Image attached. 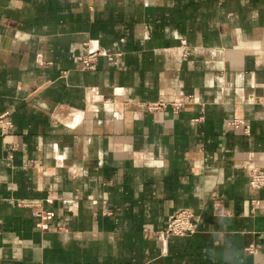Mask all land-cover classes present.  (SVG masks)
Here are the masks:
<instances>
[{
	"label": "crops",
	"instance_id": "crops-1",
	"mask_svg": "<svg viewBox=\"0 0 264 264\" xmlns=\"http://www.w3.org/2000/svg\"><path fill=\"white\" fill-rule=\"evenodd\" d=\"M263 96L264 0H0V264H264Z\"/></svg>",
	"mask_w": 264,
	"mask_h": 264
},
{
	"label": "built area",
	"instance_id": "built-area-1",
	"mask_svg": "<svg viewBox=\"0 0 264 264\" xmlns=\"http://www.w3.org/2000/svg\"><path fill=\"white\" fill-rule=\"evenodd\" d=\"M89 48V46L86 44ZM101 52L96 49L88 50L87 53L79 56V60L83 63L85 69L93 70L95 68L96 60ZM108 60L116 63V57L113 55H108ZM260 102L264 103V96L262 98H258ZM160 105H152L150 109H157ZM234 127H239L240 122L235 120L230 123ZM0 126L3 131H7L13 127V123L9 118V113L4 112L0 115ZM250 186L252 188H261L264 187V172L259 169H252ZM51 202V199L48 200ZM42 215V218L45 220L52 219L54 217V212L46 211ZM40 227L47 228V224L40 223ZM196 229V219L195 215L190 210H180L168 218L167 222V231L166 234L174 235V236H186L195 232Z\"/></svg>",
	"mask_w": 264,
	"mask_h": 264
}]
</instances>
